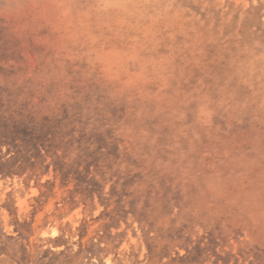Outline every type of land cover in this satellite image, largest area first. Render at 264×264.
Masks as SVG:
<instances>
[{"label": "rangeland", "instance_id": "obj_1", "mask_svg": "<svg viewBox=\"0 0 264 264\" xmlns=\"http://www.w3.org/2000/svg\"><path fill=\"white\" fill-rule=\"evenodd\" d=\"M0 264H264V0H0Z\"/></svg>", "mask_w": 264, "mask_h": 264}]
</instances>
